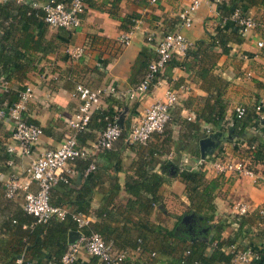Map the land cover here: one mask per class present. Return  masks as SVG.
Listing matches in <instances>:
<instances>
[{"label":"crops","instance_id":"0c3cea01","mask_svg":"<svg viewBox=\"0 0 264 264\" xmlns=\"http://www.w3.org/2000/svg\"><path fill=\"white\" fill-rule=\"evenodd\" d=\"M6 1L21 4L24 0H0ZM28 1L41 6L45 0ZM191 1L163 0L151 5L148 0H88L77 29L51 28L42 21L38 27H31L29 33L36 43L35 49L18 47L16 50L20 59L16 66L29 71L20 83L32 92L31 99L21 104L20 115L24 121L40 127L43 134L30 155H23L11 138L14 120L6 117L0 121L1 214L10 217L18 207H23V191H19L13 202L4 198L3 187L11 175L23 179L32 160L57 149L68 135L75 138L78 146L90 147L102 131L97 113L108 114L117 121L121 118L122 129L128 132L133 120H140L148 107L164 100L165 93L173 90L178 92L179 100L171 112L172 121L163 133L152 135L144 146L127 145L120 139L110 150L97 152L93 159L76 160L69 165L74 174L68 185L52 189L51 203L68 213L85 216L90 228L116 240L114 252H125L130 260L140 257L137 250L129 247L137 238L144 241L147 253L157 252L164 231L175 228L177 236L184 235V227L188 226L180 221L189 214V200L185 184L177 177L159 188L160 202L156 206H149L143 190L135 195L127 192L126 184L139 179L137 167L148 155L146 171L149 173L161 175V167L169 162L170 172L176 167L199 170L204 175L215 206L213 221L207 222L208 227L203 226L207 237L211 238V230L220 224L223 239L240 231L239 250L264 253V216L261 215L264 211V151L249 147L250 141L257 145L264 139V113L258 114L262 118L259 127L251 123L234 142L222 143L214 157L204 160L206 164H201L198 145L199 140L209 134L226 132L232 127L234 107L243 106L251 112L256 105L264 104V46H257L259 41L264 44V6L257 4L248 10L256 27L248 37H242L241 43H230L227 54L219 48H209L202 60L199 55L194 62L185 60L186 54L175 56L149 94L135 101L128 99L129 91L147 72L156 46L167 34L179 32L193 46L200 40L209 41L208 35L215 33L218 14L216 3L211 0L202 2L193 13L189 28L182 25L179 14ZM125 34L130 36L127 46L119 40ZM148 36H152L151 41H147ZM23 37L18 31L14 41ZM44 46L50 50L44 51ZM66 49H82L83 53L73 58ZM190 61L191 65L183 66V62ZM20 83L13 79L7 83V88L16 89ZM76 85L114 89L103 98L100 111L92 113L89 125L82 132L72 131L67 126L79 106V101L72 97ZM219 107H222L223 121L216 131H209L213 127L205 118ZM222 127L225 129L219 130ZM218 160L243 161L257 179L235 173L218 175L207 167L208 162ZM91 163L96 169L88 173ZM34 191L32 184L29 192ZM238 203L248 207L242 218H237L234 211ZM178 218L180 221L175 227ZM89 259L84 252L78 256L82 263ZM232 264L242 263L232 261Z\"/></svg>","mask_w":264,"mask_h":264},{"label":"trees","instance_id":"16d2710c","mask_svg":"<svg viewBox=\"0 0 264 264\" xmlns=\"http://www.w3.org/2000/svg\"><path fill=\"white\" fill-rule=\"evenodd\" d=\"M48 1L45 0L43 4ZM56 1L68 3L71 0ZM87 3L88 0H85V5ZM257 4L264 6V0H225L217 3L218 25L215 28V33L208 35L209 41L200 40L196 42L186 52L185 60L191 59L194 62L198 60L199 55L202 60L206 50L209 48H219L223 54H227L230 43L239 44L242 42L239 27L233 20H230V17H232L236 10L246 15L248 10ZM35 6L37 4L34 1L30 2L28 0H24L21 4H16L14 1L0 2V80L4 82L8 83L14 79L20 83L23 78H26L27 72H29L28 70H23L21 65L16 66L20 60L16 54V50L18 47H23L25 50H34L36 47V43L29 31L32 26L38 27L40 21L43 22L44 13L41 9L35 8ZM18 31H21L24 37L18 39V41H14V37ZM39 47L40 41L37 42V48ZM42 49L44 51L46 49L50 50L48 46H44ZM182 64L183 66L186 64L191 65L192 61L188 63L183 62ZM177 65L181 66L178 63ZM20 84L17 85L16 89L7 88L4 92H1L0 89V109L6 111L19 102L20 93L26 89L22 83ZM219 108L218 110L211 111L209 116L205 118L213 127L209 131H216L223 121L222 107ZM260 113H264V106ZM260 113H257L253 108L251 112L246 111L245 116L241 119H235L232 122L235 134L241 135L251 123L253 127H259L262 123V118L258 115ZM106 116L112 119L110 115L105 113H97L96 115V119L101 124L102 131L107 125V122L104 120ZM25 122L33 124L31 121ZM222 129H225V127L219 130ZM126 135L127 132L123 129L120 139L124 142ZM249 147L254 151H260V149L264 151V139L258 142L257 145H253L252 141H250ZM146 156L137 167L136 173L139 179L136 181L131 180L130 183L126 184L125 189L133 195L143 190L145 195L148 196L147 201L149 206L152 207L160 202L158 195L159 188L163 184L169 183L170 179L179 178L186 186V194L189 200L188 213L195 215V223L192 226L195 236L193 239H191L192 237L190 238L188 227H184L183 236H177L174 232L175 228L171 231H164L160 242V249L154 253H147L148 249L144 245L143 240L134 239V242L129 244V247L131 250H137L140 253V257L130 260L127 256L121 264H232L234 254L229 253L228 249L234 246L239 250L237 242L241 237L240 231L228 239L222 238L223 227L220 224L211 230L213 235L211 238L200 232L203 226H209L207 222L213 221L215 212L212 192L210 187L204 182V175L199 170H179L176 167L173 168L174 172H170L169 168L171 165L169 162L161 167V175L149 173L146 171L149 157L146 158ZM58 185L64 187V185L68 184L58 183L54 187ZM14 200H8V202H13ZM49 202L51 205L57 206L51 203L50 197ZM1 212L3 213V211L0 210V264H17V260L19 259L21 260V264H61V258L68 247L66 236L69 231L78 229L76 223L71 218L72 215L77 213L67 212L63 220L52 219L46 223H37L35 218L23 211V207L22 209L18 207L10 217L1 214ZM236 217L242 218L243 216L236 215ZM200 218H203V220H200ZM179 221L178 218L175 227L179 224ZM78 230L81 232L82 237H89L91 234L97 233L106 242L111 243L112 248L116 244V240L104 232L94 231L90 228V224ZM243 250L246 249L239 251ZM145 253L148 254L147 257L142 256ZM257 253L261 258L258 263L264 264V253ZM74 264L102 263L97 258L90 257L86 263H82L77 259Z\"/></svg>","mask_w":264,"mask_h":264},{"label":"built area","instance_id":"2783aa9c","mask_svg":"<svg viewBox=\"0 0 264 264\" xmlns=\"http://www.w3.org/2000/svg\"><path fill=\"white\" fill-rule=\"evenodd\" d=\"M151 5H155L163 0H148ZM206 0H192L179 14V19L184 27L189 28L192 24L193 13L198 9L202 2ZM225 0H213L214 3H220ZM22 2V0H17ZM44 13L43 22L57 29L72 30L81 26L82 16L85 12V0H71L68 4L49 0L43 5H37ZM239 27L240 35L245 38L254 30L256 22L248 13L241 14L239 10L230 17ZM225 22V21H224ZM147 41L152 40V36H148ZM120 42L127 46L130 44V36L122 35ZM259 48L264 46L262 41L257 43ZM192 47V44L179 32L167 34L158 43L155 48L154 58L148 64L147 72L141 82L132 88L128 93V99L135 101L138 97L149 94L152 87L158 84L159 75L165 69L166 65L175 56H184ZM66 53L73 58H79L82 49H66ZM0 89L5 91L7 83L0 80ZM114 92L113 88L90 89L83 85H76L72 93V97L79 101L76 113L67 121V126L75 132H82L89 125L93 112L100 111L103 98ZM32 92L26 88L20 93L19 102L11 108L4 111L0 109V121L6 117L14 120L15 124L12 129L11 138L15 141L23 155H30L33 147L38 143L43 131L40 127L27 124L21 117L23 103L29 101ZM179 100L177 91H167L164 100L153 103L145 110L140 120H133L125 142L130 145H146L154 134H161L171 123V112ZM264 104L255 106V111L260 113ZM246 108L243 106L234 107L232 115L234 119H241L246 114ZM107 122L105 129L100 133L97 140L88 148L80 147L75 138L71 135L65 137L61 145L55 150H49L38 158L32 160L26 169L25 177L19 179L16 176L11 177L5 182L3 187V195L6 200H13L18 196L19 191H23L24 203L23 211L36 219L37 223H46L52 219L63 220L67 212L62 207L53 206L49 202L50 191L58 183L68 184L70 177L74 174V170L69 168L73 162L78 159H93L99 151L110 150L114 143L118 141L122 135L121 127L118 121L109 117H105ZM112 120V121H111ZM206 164L201 161V164ZM208 169L214 171L218 175L235 173L239 176L250 179H257L256 175L250 171L243 161H212L207 163ZM95 169L94 163H91L87 172ZM34 184L35 191L29 192V187ZM237 216H245L248 211L247 205L238 203L234 208ZM264 216V211H261ZM76 223L78 229L87 225L86 219L79 214L71 216ZM215 246V244H213ZM86 253L90 257H95L102 264H121L127 257L125 252H114L112 244L106 242L99 234L93 233L89 237H82L75 243L68 245L64 255L61 258V264H74L80 253ZM229 253L234 254L233 261L242 264H259L260 256L257 252L251 250L239 251L234 246L228 249ZM17 264H21V260H17Z\"/></svg>","mask_w":264,"mask_h":264},{"label":"water","instance_id":"95a60500","mask_svg":"<svg viewBox=\"0 0 264 264\" xmlns=\"http://www.w3.org/2000/svg\"><path fill=\"white\" fill-rule=\"evenodd\" d=\"M117 123L122 129V119L121 118L118 120ZM237 138H239V136L235 135L233 127L227 128L226 132L218 131V132L209 134L207 137L202 138L198 142L200 159L204 161L208 158L214 157L218 151L219 146L222 143H227V142L231 143V142H234ZM194 223H195V215L193 213L184 215L180 221V224L188 226L190 238L192 237L191 239H193V237L195 236V233L192 229V226ZM200 232L203 234H206L207 229L202 228ZM80 238H81L80 232L70 231L68 233L67 243L68 245L73 244L77 242Z\"/></svg>","mask_w":264,"mask_h":264}]
</instances>
